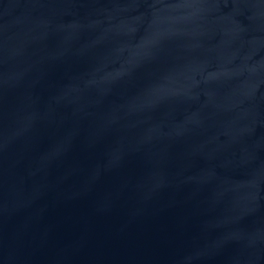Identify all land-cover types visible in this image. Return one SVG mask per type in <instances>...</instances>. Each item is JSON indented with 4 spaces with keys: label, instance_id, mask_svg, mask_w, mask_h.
Here are the masks:
<instances>
[{
    "label": "water",
    "instance_id": "1",
    "mask_svg": "<svg viewBox=\"0 0 264 264\" xmlns=\"http://www.w3.org/2000/svg\"><path fill=\"white\" fill-rule=\"evenodd\" d=\"M0 264H264V0H0Z\"/></svg>",
    "mask_w": 264,
    "mask_h": 264
}]
</instances>
